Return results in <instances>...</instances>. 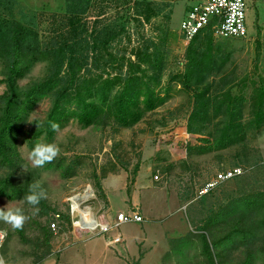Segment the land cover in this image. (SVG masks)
I'll return each mask as SVG.
<instances>
[{
  "label": "rangeland",
  "instance_id": "rangeland-1",
  "mask_svg": "<svg viewBox=\"0 0 264 264\" xmlns=\"http://www.w3.org/2000/svg\"><path fill=\"white\" fill-rule=\"evenodd\" d=\"M246 1L247 35L226 39L214 37L210 52L206 38L202 37L197 45L201 44L199 48L208 59L215 58V65L206 68L203 81L190 90L182 84L189 42L180 31L190 0H151L160 5V11L150 21L136 13L135 0L94 1L86 14L90 33L84 42L85 51L92 55L94 35L101 29L116 31L118 37L106 50L96 54L99 64L90 65V73L82 70L80 78H94L97 87L107 77L120 74L122 57L140 63L138 74H154L158 69L151 67L148 59L139 60L136 54L147 40H152L151 56L158 54L154 49L157 46L162 62L156 88L163 95L169 89L170 96L132 127H121L113 119L85 128L71 121L52 138L41 134L34 144L32 135L44 128L55 97H46L38 103L26 119L19 137L17 163L15 166H0V178L11 176L16 184L29 187L39 184L46 194L42 200L51 209H46L40 202L36 206L30 205L25 198L10 200L0 196V208L22 207L28 217L20 229L0 220V232L6 235L0 249L5 264L206 263L201 251L200 226L236 200L264 192V126L257 129L250 123L258 100V88L264 87V0ZM65 6L66 0H17L12 11L18 18L21 11L34 14L39 33L48 36L53 32V16H61ZM4 9L0 6V10L7 12ZM59 18H56L58 22ZM127 69L125 64L122 72ZM6 71L7 67L0 65V95L6 89L1 81L6 77ZM49 73L50 60L38 61L20 80V89L27 90L32 84L45 80ZM66 80L64 71L62 82ZM120 87L116 85L113 91ZM199 93L210 105L204 121L202 118L193 121L203 134L211 137L221 133L228 119V94L244 98L241 105L242 122L246 128L244 140L226 149L200 150L204 142L186 131V124L197 108ZM39 142L57 144L59 153L43 167H33L29 156ZM69 166H72L73 173L67 176ZM136 166H139L138 188L136 182L131 183ZM234 167H241L243 174L220 184L206 196L198 195L199 189L218 172ZM98 182L102 185L106 182L112 187L108 186L112 203L105 190L103 196L100 195ZM88 189L94 196L82 202L81 207L92 210L96 217L113 220L120 210L127 211L131 206L130 199L135 192L140 197V211L145 221L126 223L102 235L85 234L75 229L70 216L72 197L85 195ZM110 205L113 209L109 208ZM54 212L69 214L70 221L63 219L53 229L51 219ZM235 224L236 220L231 219L227 223L209 226V240L224 236ZM240 225L245 226L244 221ZM117 232L126 240L110 244L109 237ZM191 232L195 234L193 243L182 257L173 250ZM261 242L260 248L253 249L256 264H264ZM247 255L245 246L236 250L225 248L216 261L217 264H243Z\"/></svg>",
  "mask_w": 264,
  "mask_h": 264
},
{
  "label": "trees",
  "instance_id": "trees-1",
  "mask_svg": "<svg viewBox=\"0 0 264 264\" xmlns=\"http://www.w3.org/2000/svg\"><path fill=\"white\" fill-rule=\"evenodd\" d=\"M95 0H66L65 11L61 16H53V32L43 36L37 28V18L34 14L21 11L18 18L12 9L17 0H0V65L7 67L6 77L1 81L6 89L0 95V166H15L20 157L18 141L24 131V123L30 113L43 99L54 96V105L48 114L44 128L32 135L34 144L41 134L48 138L56 135L59 129L66 127L71 121L77 122L82 127L105 124L114 120L119 126L127 128L136 125L143 116L159 105L163 104L170 96L169 89L165 94L156 88L159 81V71L162 68L160 49H154L158 54L151 56L152 40H147L142 48H138V59L146 60L155 70L152 75H146L140 71V63L130 58L122 57L120 74L115 77H107L101 84L95 87L91 77L80 78V72H91L89 66L98 65L96 54L102 49L106 50L114 42L118 33L107 28L96 32L92 42V55L85 51L84 42L90 33V27L86 20V14L91 9ZM134 7L139 16L150 21L160 11V5L151 0H135ZM59 18V22L56 19ZM93 34V32H92ZM47 37V38H46ZM206 38L207 48L213 47L214 36L210 31L197 34L186 49V67L182 73V84L190 90L195 84L203 81L206 76L204 71L215 65L213 56L208 59L205 53L197 45L201 38ZM93 56V58H92ZM95 56V57H94ZM90 58L92 61L90 62ZM50 60V73L41 82L32 84L27 90L22 91L19 86L21 79L26 77L31 68L40 60ZM125 64L126 71L122 72ZM66 71L67 80L62 82L63 72ZM116 85H120L117 91H113ZM95 88V90H94ZM258 100L253 110L251 125L260 129L264 126V87L258 88ZM203 93V92H202ZM199 93L197 96V108L191 114L186 124V131L196 135L204 145L200 150L226 149L235 145L246 137V128L242 122L243 109L241 105L244 98L228 94L226 111L228 119L217 137L203 134L200 126L194 124V119L205 120L209 108V101ZM52 124L58 125L54 131ZM52 165V164H50ZM139 166H136L135 175L131 183L136 182ZM72 166L67 168L66 175H72ZM29 185L16 184L11 176L0 178V196L10 200L22 199L29 194ZM97 189L103 196L104 188L101 182L97 183ZM40 203L46 209H51L41 199ZM56 211L55 209H52ZM54 212L51 220L54 219ZM62 218L70 221L69 214H62ZM256 219H253V218ZM235 219L234 227L222 237L209 240V229L220 223H227ZM245 223L241 226L240 223ZM210 226V227H209ZM199 238L202 245V254L206 258L205 264H217L216 258L224 249H239L245 246L248 255L243 264H256V252L254 248H260L263 244L264 251V192L245 196L233 202L228 208L220 210L214 217L199 228ZM50 234V233H49ZM195 234L191 232L183 237L179 247L174 248L182 257L186 256V248L192 243ZM46 239L49 241L47 233ZM46 240V241H47ZM260 241V242H259ZM179 250V251H178Z\"/></svg>",
  "mask_w": 264,
  "mask_h": 264
},
{
  "label": "built area",
  "instance_id": "built-area-1",
  "mask_svg": "<svg viewBox=\"0 0 264 264\" xmlns=\"http://www.w3.org/2000/svg\"><path fill=\"white\" fill-rule=\"evenodd\" d=\"M247 9L246 0H190L181 22V34L188 42L197 34L207 31H210L217 39L245 37L248 33ZM242 174L243 169L241 167L222 170L199 189L198 195L200 197L206 196L218 188L220 184ZM92 193L93 191L88 189L85 197L81 194L80 198L78 196L72 197L73 205L70 216L75 229L85 234L102 235L117 230L123 224L144 221V216L138 209L120 211L111 221L101 220L93 214L92 210L81 207L82 202L94 196ZM62 221L61 213H56L51 226L56 229ZM5 237L6 235L0 232V249L4 244ZM123 240L124 237L120 232L109 237L110 244L121 243ZM0 258V264H5L3 257Z\"/></svg>",
  "mask_w": 264,
  "mask_h": 264
},
{
  "label": "clouds",
  "instance_id": "clouds-1",
  "mask_svg": "<svg viewBox=\"0 0 264 264\" xmlns=\"http://www.w3.org/2000/svg\"><path fill=\"white\" fill-rule=\"evenodd\" d=\"M55 131L58 125L52 124ZM59 153V147L55 143L39 142L30 152V160L33 167H43L45 164L52 162ZM46 196L39 184L30 185L29 194L25 197L28 204L36 206L41 199ZM28 217L24 214L22 207H3L0 208V220L11 224L14 229H20Z\"/></svg>",
  "mask_w": 264,
  "mask_h": 264
},
{
  "label": "crops",
  "instance_id": "crops-1",
  "mask_svg": "<svg viewBox=\"0 0 264 264\" xmlns=\"http://www.w3.org/2000/svg\"><path fill=\"white\" fill-rule=\"evenodd\" d=\"M119 183V181H117V183L116 184H118ZM109 184H107L106 182H104V185H103V188H104V190H105V192H106V195H107V197H108V201H110V203H112L111 202V199H110V196H109V193H108V188L109 187H111V186H109ZM114 187V186H113ZM136 187L138 188L139 187V180L136 182ZM112 188V187H111ZM119 188H120V190L122 191V189H123V186L122 185H120L119 186ZM130 204H131V208L128 206V208H127V211H130V210H132V208H135V209H138L139 211H140V209H141V207L139 206V204H140V197L139 196H137L136 194H135V192L132 194V196H131V199H130ZM143 207V206H142ZM109 208H112L113 209V207H112V205H110L109 206ZM144 211H146V209H145V207H143L142 208ZM147 210H149V207L147 208ZM120 211H123V210H120ZM119 211V212H120ZM141 212V211H140ZM142 213V212H141ZM144 216V215H143ZM103 217V216H102ZM101 220H104V217L103 218H100ZM145 221V220H144ZM124 237V239L126 240V238H125V236H123ZM108 244V243H107Z\"/></svg>",
  "mask_w": 264,
  "mask_h": 264
},
{
  "label": "bare ground",
  "instance_id": "bare-ground-1",
  "mask_svg": "<svg viewBox=\"0 0 264 264\" xmlns=\"http://www.w3.org/2000/svg\"><path fill=\"white\" fill-rule=\"evenodd\" d=\"M86 195H87V194H85L84 197H85ZM77 196H79V195H77Z\"/></svg>",
  "mask_w": 264,
  "mask_h": 264
}]
</instances>
